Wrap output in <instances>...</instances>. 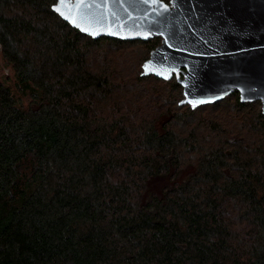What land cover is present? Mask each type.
Instances as JSON below:
<instances>
[{
    "label": "trees",
    "instance_id": "1",
    "mask_svg": "<svg viewBox=\"0 0 264 264\" xmlns=\"http://www.w3.org/2000/svg\"><path fill=\"white\" fill-rule=\"evenodd\" d=\"M55 1L0 0V264H264L260 102L94 67L160 38L92 39Z\"/></svg>",
    "mask_w": 264,
    "mask_h": 264
},
{
    "label": "water",
    "instance_id": "2",
    "mask_svg": "<svg viewBox=\"0 0 264 264\" xmlns=\"http://www.w3.org/2000/svg\"><path fill=\"white\" fill-rule=\"evenodd\" d=\"M50 9L92 39L159 37L139 75L174 77L178 105L193 110L237 92L264 116V0H56Z\"/></svg>",
    "mask_w": 264,
    "mask_h": 264
},
{
    "label": "rangeland",
    "instance_id": "3",
    "mask_svg": "<svg viewBox=\"0 0 264 264\" xmlns=\"http://www.w3.org/2000/svg\"><path fill=\"white\" fill-rule=\"evenodd\" d=\"M163 1L166 3L168 2V0H163ZM159 44H160V39L156 46H158ZM148 55H149V51L147 50L146 46H140L136 44V45H130V46L118 48L114 43H112L109 40H101L97 43L90 45L88 56L90 63L94 67L103 65L104 61L112 62V60H114L116 66H122V69L124 70L125 73H127V76L133 77L135 75H139V72L141 71V68H139L140 64L142 63L141 59L146 56L148 57ZM0 65L2 64L0 63ZM4 72L7 73V69H5ZM148 83L151 84L152 88H157L153 80L152 81L149 80ZM230 104L231 103L229 104L225 103L224 104L226 106L225 109H229ZM259 110H260V105H259Z\"/></svg>",
    "mask_w": 264,
    "mask_h": 264
}]
</instances>
